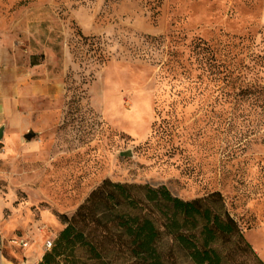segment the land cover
<instances>
[{
  "label": "rangeland",
  "instance_id": "rangeland-1",
  "mask_svg": "<svg viewBox=\"0 0 264 264\" xmlns=\"http://www.w3.org/2000/svg\"><path fill=\"white\" fill-rule=\"evenodd\" d=\"M0 31L63 88L0 141L6 252L42 259L110 180L205 199L244 237L213 244L223 264H264V111L240 95L264 86V0H0ZM159 246L169 264H194L171 237Z\"/></svg>",
  "mask_w": 264,
  "mask_h": 264
},
{
  "label": "trees",
  "instance_id": "trees-1",
  "mask_svg": "<svg viewBox=\"0 0 264 264\" xmlns=\"http://www.w3.org/2000/svg\"><path fill=\"white\" fill-rule=\"evenodd\" d=\"M240 95L253 97L264 111V86ZM224 214L222 219L205 199L174 196L166 186L105 180L66 220L68 225L38 264H86L77 256L79 249L86 250L92 264H118L120 259L125 264H169L159 246L164 236L194 264H223L213 244L220 238L229 242L233 236L244 240L234 218ZM88 227L91 231L86 233ZM245 245L251 247L248 241Z\"/></svg>",
  "mask_w": 264,
  "mask_h": 264
},
{
  "label": "crops",
  "instance_id": "crops-1",
  "mask_svg": "<svg viewBox=\"0 0 264 264\" xmlns=\"http://www.w3.org/2000/svg\"><path fill=\"white\" fill-rule=\"evenodd\" d=\"M62 90L29 42L15 38L12 32L0 31V141L6 140L14 129L19 133L30 127L38 98L52 97ZM1 243L0 264H37L41 259L27 252H6L8 245ZM253 243L256 248L257 243Z\"/></svg>",
  "mask_w": 264,
  "mask_h": 264
},
{
  "label": "built area",
  "instance_id": "built-area-1",
  "mask_svg": "<svg viewBox=\"0 0 264 264\" xmlns=\"http://www.w3.org/2000/svg\"><path fill=\"white\" fill-rule=\"evenodd\" d=\"M11 243H13L14 245H17L21 248H27L29 246V243L25 240H21L19 238H13L11 239ZM53 242L52 241H48V248H51Z\"/></svg>",
  "mask_w": 264,
  "mask_h": 264
},
{
  "label": "bare ground",
  "instance_id": "bare-ground-1",
  "mask_svg": "<svg viewBox=\"0 0 264 264\" xmlns=\"http://www.w3.org/2000/svg\"><path fill=\"white\" fill-rule=\"evenodd\" d=\"M254 242L257 243V247L255 248L259 255L264 258V239L259 241L258 239H253Z\"/></svg>",
  "mask_w": 264,
  "mask_h": 264
},
{
  "label": "water",
  "instance_id": "water-1",
  "mask_svg": "<svg viewBox=\"0 0 264 264\" xmlns=\"http://www.w3.org/2000/svg\"><path fill=\"white\" fill-rule=\"evenodd\" d=\"M1 136H2V133H1V131H0V138H1ZM31 136H32V134H28V135H27L28 138H30Z\"/></svg>",
  "mask_w": 264,
  "mask_h": 264
}]
</instances>
